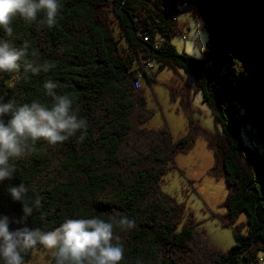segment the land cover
Masks as SVG:
<instances>
[{
	"label": "trees",
	"instance_id": "trees-1",
	"mask_svg": "<svg viewBox=\"0 0 264 264\" xmlns=\"http://www.w3.org/2000/svg\"><path fill=\"white\" fill-rule=\"evenodd\" d=\"M55 28L17 17L13 34L0 40L15 48L28 42L25 60L55 67L38 75L0 73V97L17 104L47 102L44 83L74 97L88 132L62 145L38 141L35 150L14 161L11 181L0 183V214L23 215L8 189L23 182L34 210L29 226L42 231L67 218L124 215L136 227L116 232L125 248L122 264H260L264 253V0H59ZM202 20L208 34L203 59L178 52L171 43L182 34L179 6ZM42 18V14L38 17ZM147 35V39L145 36ZM35 50L37 56L31 53ZM182 68L202 92L222 131L209 132L191 116V89L167 84L172 100L182 96L189 128L174 140L165 124L143 125L154 115L145 90L137 89L145 63ZM144 70V69H143ZM148 82L154 80L144 70ZM79 135V134H78ZM203 136L214 153L210 174L224 178L227 212L223 227L236 240L223 251L201 228L192 210L162 189L176 156L188 153ZM244 136L247 142L244 140ZM245 213L247 219L238 223ZM13 228L16 225H12ZM28 264L29 253L24 256ZM52 264H56L54 258Z\"/></svg>",
	"mask_w": 264,
	"mask_h": 264
},
{
	"label": "clouds",
	"instance_id": "clouds-1",
	"mask_svg": "<svg viewBox=\"0 0 264 264\" xmlns=\"http://www.w3.org/2000/svg\"><path fill=\"white\" fill-rule=\"evenodd\" d=\"M61 7L59 0H0V29L11 37V25L17 17L28 24L55 28L62 19ZM28 48L27 41L18 49L7 39L0 40V73L19 74L22 60L23 71L33 75L55 67L50 61L41 65L25 60ZM31 55L38 54L33 50ZM43 87L47 102L17 104L15 100L3 102L0 97V183L14 178V161L35 150L38 141L57 146L74 137L82 143L87 136L88 121L79 116L75 98L58 94L57 83L51 79ZM28 192L23 182L8 189L12 201L22 206L23 215L10 218L0 214V264H25L24 256L38 246L50 251L56 264H122L125 248L117 242L116 232L134 229L135 220L124 215H113L109 220L99 216L67 218L54 230L42 231L29 226L34 210L42 204L39 198H29ZM258 258L264 264V253H258Z\"/></svg>",
	"mask_w": 264,
	"mask_h": 264
},
{
	"label": "rangeland",
	"instance_id": "rangeland-1",
	"mask_svg": "<svg viewBox=\"0 0 264 264\" xmlns=\"http://www.w3.org/2000/svg\"><path fill=\"white\" fill-rule=\"evenodd\" d=\"M178 21L182 34L175 35L171 43L178 52H186L196 59H203L207 49L208 34L202 20L196 19L185 6L178 7ZM149 75L152 82L143 81L147 106L155 110V115L143 126L160 129L165 124L171 129L174 140L185 135L189 128V117L182 105V96L172 100L167 84L191 89V117L209 132L222 131V125L214 119L212 110L203 101V94L196 90L194 78L182 68H160L153 62ZM244 140L247 142L246 137ZM215 164L214 153L208 147L203 136L196 139L195 146L188 153L176 156L175 167L168 171L162 182V189L184 203L195 214L197 221L208 237L223 251H228L236 240L233 229L223 227L220 216L227 212L224 205L228 195L224 178H216L209 172ZM247 215L243 213L238 223L244 222ZM52 253L42 246L29 253L28 264H52ZM261 264V260H260Z\"/></svg>",
	"mask_w": 264,
	"mask_h": 264
},
{
	"label": "built area",
	"instance_id": "built-area-1",
	"mask_svg": "<svg viewBox=\"0 0 264 264\" xmlns=\"http://www.w3.org/2000/svg\"><path fill=\"white\" fill-rule=\"evenodd\" d=\"M145 39H147V35H144ZM153 68L152 62L145 63L143 66V69L146 70L147 74H149V71ZM142 68L139 69L138 75H137V80L135 82V87L139 89L140 87L143 86V81L146 79L147 75L144 72Z\"/></svg>",
	"mask_w": 264,
	"mask_h": 264
}]
</instances>
